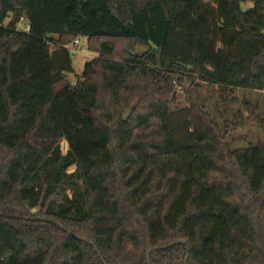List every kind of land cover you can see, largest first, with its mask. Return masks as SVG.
<instances>
[{
    "label": "trees",
    "instance_id": "16d2710c",
    "mask_svg": "<svg viewBox=\"0 0 264 264\" xmlns=\"http://www.w3.org/2000/svg\"><path fill=\"white\" fill-rule=\"evenodd\" d=\"M7 16L0 264H101L43 220L104 264H148L173 243L149 264H264V142L229 152L184 89H264V0H0ZM77 38L94 58L71 84ZM180 93L199 128L175 148Z\"/></svg>",
    "mask_w": 264,
    "mask_h": 264
},
{
    "label": "rangeland",
    "instance_id": "374dc122",
    "mask_svg": "<svg viewBox=\"0 0 264 264\" xmlns=\"http://www.w3.org/2000/svg\"><path fill=\"white\" fill-rule=\"evenodd\" d=\"M17 29L19 32L24 30L22 25H19ZM68 58L71 71L65 72L63 76L74 84L81 76L85 64L94 58V55L87 50L86 39L80 38L78 48L75 53H69ZM184 89L194 109L204 114L225 138V146L229 152L245 150L264 142L261 129V123H264V89L262 91L228 90L222 92L217 85L209 86L205 83L197 84L193 88L189 83H185ZM130 110L128 117L133 108L128 111ZM170 111L172 114L166 120V126L173 146L179 148L186 144V135L199 128V123L192 116L182 93L176 96ZM62 144L66 145L65 142ZM64 152L65 147L62 148L61 155ZM69 187L63 186L64 193L68 197L71 196Z\"/></svg>",
    "mask_w": 264,
    "mask_h": 264
},
{
    "label": "water",
    "instance_id": "95a60500",
    "mask_svg": "<svg viewBox=\"0 0 264 264\" xmlns=\"http://www.w3.org/2000/svg\"><path fill=\"white\" fill-rule=\"evenodd\" d=\"M130 112H131V110L128 111L127 113H125V114L122 115V120H123V121L126 120V118L128 117V115L130 114ZM37 212H38V209H36V210H30V211H29V213L32 214V215H36ZM0 217L6 218V216H3V215H0ZM7 218H10V217H7ZM15 218H16V219H22V218H19V217H15ZM29 220H37V218H29ZM43 222H44L45 224H47V223L54 224L58 229H60L61 231H63V232L66 233L68 236L72 237L73 239H75V240H77V241H79V242H81V243H83V244H89L91 247H93L94 252H95L96 255L99 257L101 264H104L103 260L100 258V254H99L97 248L95 247V245H94L93 243L88 242V241H86V240H84V239H82V238H80V237L75 236L74 234H72L70 231H67L65 228H63V227H62L60 224H58V223H55V222H52V221H48V220H43ZM178 245L185 246L184 243H173V244H169V245L164 246V247H160V248H155V249H151V250H149V251L147 252V254H146V258H147L148 264H149V255H150L151 253L156 252V251H163V250H166V249H168V248H171V247H173V246H178ZM185 264H187V259L185 260Z\"/></svg>",
    "mask_w": 264,
    "mask_h": 264
},
{
    "label": "built area",
    "instance_id": "2783aa9c",
    "mask_svg": "<svg viewBox=\"0 0 264 264\" xmlns=\"http://www.w3.org/2000/svg\"><path fill=\"white\" fill-rule=\"evenodd\" d=\"M11 21H12L11 16H7L2 22H0V26L1 27H4V28H9V24H10ZM19 25H22L23 26V28H24L23 33H28V31H29V25L28 24H25V19L24 18H20L19 21L17 22L16 26L14 27V29L16 31H19L17 29V27ZM79 40H80L79 38L75 39L73 41V43H71L69 46L66 47L68 53H72V54L75 53V50L79 46Z\"/></svg>",
    "mask_w": 264,
    "mask_h": 264
}]
</instances>
